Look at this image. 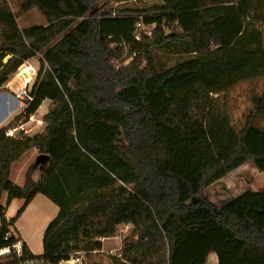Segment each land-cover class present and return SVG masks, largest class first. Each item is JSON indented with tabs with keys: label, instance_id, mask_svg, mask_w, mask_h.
<instances>
[{
	"label": "trees",
	"instance_id": "trees-1",
	"mask_svg": "<svg viewBox=\"0 0 264 264\" xmlns=\"http://www.w3.org/2000/svg\"><path fill=\"white\" fill-rule=\"evenodd\" d=\"M101 1L0 0L5 29L30 2L89 12L79 22L57 21L59 45H0V89L25 61L38 56L39 64L32 101L0 128V200L24 201L8 220L0 205V249L18 242L9 228L42 195L57 210L41 238L40 256L53 264L79 253L71 244L80 239L82 264H206L212 253L217 264H264V187L218 210L188 204L245 163L264 174V93L251 91L237 130L224 101L239 82L264 79V0L108 9ZM139 19L153 28L136 41ZM44 101L40 132L6 136ZM32 150L48 159L29 165L16 186L11 167ZM121 225L131 231L116 254L106 263L91 255ZM21 243L24 257H34Z\"/></svg>",
	"mask_w": 264,
	"mask_h": 264
},
{
	"label": "rangeland",
	"instance_id": "rangeland-1",
	"mask_svg": "<svg viewBox=\"0 0 264 264\" xmlns=\"http://www.w3.org/2000/svg\"><path fill=\"white\" fill-rule=\"evenodd\" d=\"M157 3L158 0H102L99 6L104 9L115 8L118 6L140 8ZM10 7L12 11H16V7L14 5H10ZM88 17L89 12L74 11L65 13L47 2H30L28 4L26 14L18 17L10 29H5L0 26V45L12 44L21 48L28 46L29 44L42 41H48L53 45H59L62 33L55 28L57 21L72 18L75 22H79ZM129 61V58L126 59L123 65H126ZM23 64L25 66L34 67L35 73H37L39 66L38 56ZM12 79L13 76L10 78V81ZM32 79L30 87H32L35 78ZM6 86L7 85L5 84L0 89V128L11 121L16 115L21 113L22 109H24L23 107L25 106L23 101H17L13 94L9 91V87H13V84L12 86L11 84L10 86ZM253 90H255L258 94L264 93L263 78L239 82L231 88L227 94H225L224 101L231 117L232 126L236 130L241 126L245 115L251 107L249 96ZM15 103H18L19 109H17V111L14 109ZM48 103L49 102L47 101L42 104V106L37 109V113L32 115L31 120L28 119L29 121L26 120L24 123L23 120H20L21 122L17 123V127L19 123L24 125L23 129L26 136L34 135L43 129V124L40 119L43 112L47 111L49 107ZM258 122L263 124L264 119L258 120ZM37 155V151L29 152L12 166V174L10 178L14 185H22L24 173L27 167L34 163ZM263 187L264 174L257 172L252 164L248 162L228 174L226 177L222 178L220 181L212 184L196 196L192 197L188 201V204L203 201L209 204L213 210H218L246 189L256 191ZM5 202L6 197L4 202H2V205L7 207ZM23 203V200H13L8 208H5V219L7 218L6 220H8L12 218ZM54 207L55 206L52 205L44 196L36 195L25 209L21 217L20 224L17 225V223H15L16 226L9 228L10 232L18 239V242L25 243L31 254L35 256L41 255V237L43 234V228H45L47 222L51 220ZM130 231V226L126 227V225H121L117 228L116 235L112 239L101 241V253L91 255L96 256V259H100L103 263H106V258L108 257L107 255H115L116 252L111 251L120 247L121 243L115 237L118 236L122 239L124 236L128 235ZM71 245L72 247H75L76 245L79 248L77 250H72L71 253H84L85 248L87 247L86 242L81 239L79 240V243H72ZM5 256L1 257L5 258ZM2 262L3 259L0 258V264ZM206 264H212L211 260L208 259Z\"/></svg>",
	"mask_w": 264,
	"mask_h": 264
},
{
	"label": "built area",
	"instance_id": "built-area-1",
	"mask_svg": "<svg viewBox=\"0 0 264 264\" xmlns=\"http://www.w3.org/2000/svg\"><path fill=\"white\" fill-rule=\"evenodd\" d=\"M153 25L152 24H146L144 23L141 19H139L135 25H134V39L136 41H139L143 37H150L151 36V31H152ZM35 70L31 66H25L24 64L21 65L16 73L13 75V79L8 81L6 83L7 86H12L9 87V91L11 94H13L14 98L17 101H23L25 103V106L23 107L24 109L26 106L32 101L33 97L30 94V82L33 80L32 78H35ZM6 86V87H7ZM29 86V87H28ZM21 112H23V110ZM30 116L28 119L31 120ZM28 120V121H29ZM23 124L19 123L18 127L15 126L14 128L8 129L6 131V136L8 137H13L15 136V133L18 131H22L24 134L25 131L23 129ZM129 225H126V227ZM9 238V234H7L4 239L6 240ZM118 241H121V238L118 236L115 237ZM105 240V239H104ZM101 240V241H104ZM119 250L115 249L111 252H117ZM6 255V256H5ZM83 254L81 252L76 253L74 256H71L67 260H61L55 264H82V256ZM1 256L9 257L10 261L15 260V264H53L46 259L42 258L41 256H34V257H24L23 251H22V243L15 242L12 244L10 247H5L3 249H0V258H3Z\"/></svg>",
	"mask_w": 264,
	"mask_h": 264
},
{
	"label": "crops",
	"instance_id": "crops-1",
	"mask_svg": "<svg viewBox=\"0 0 264 264\" xmlns=\"http://www.w3.org/2000/svg\"><path fill=\"white\" fill-rule=\"evenodd\" d=\"M34 58H32V60H33ZM28 61H30V59L28 60ZM28 61H25L24 63H27ZM33 69H34V67H33ZM5 93V92H4ZM45 102H47V101H44L42 104H44ZM49 102V101H48ZM42 104H41V106H42ZM49 104V103H48ZM40 106V107H41ZM49 106V105H48ZM39 107V108H40ZM14 109H16V111H17V109H19V107H18V103H15V107H14ZM35 113H37V112H35ZM43 113H45V112H43ZM33 115H35V114H33ZM34 151H36V150H32L31 152H34ZM13 166V165H12ZM11 174H12V167H11ZM11 174H10V177H11ZM39 178H40V174H39V172H38V170L37 171H35L34 172V174L32 175V179H33V181L34 182H37L38 180H39ZM11 179V178H10ZM5 197H6V195L5 194H3V196H2V198H1V200H0V205L2 206V207H4V208H8V206L7 207H5V206H3L2 205V202H4V200H5ZM13 201V200H12ZM11 201V202H12ZM32 201V200H31ZM10 202V203H11ZM30 204V203H29ZM28 204V205H29ZM10 205V204H9ZM28 207V206H27ZM26 207V208H27ZM25 208V209H26ZM25 211V210H24ZM56 207H54V211H53V213H52V218L56 215ZM4 212H5V210H4ZM24 213V212H23ZM23 213H22V215H23ZM5 214V213H4ZM22 215H21V217H22ZM21 217L18 219V221L16 222L17 223V225H19L20 224V222H21ZM51 218V219H52ZM7 219V218H6ZM19 222V223H18ZM48 223V222H47ZM47 225V224H46ZM14 226H16V224H14ZM46 227V226H45ZM44 229L45 228H43V231H44ZM42 238V237H41ZM110 239H112V238H109V239H105V240H110ZM42 253V252H41ZM208 259H210L211 260V262H212V264H217V261H216V256L212 253V254H209L208 255V257H207V260ZM207 262V261H206Z\"/></svg>",
	"mask_w": 264,
	"mask_h": 264
},
{
	"label": "water",
	"instance_id": "water-1",
	"mask_svg": "<svg viewBox=\"0 0 264 264\" xmlns=\"http://www.w3.org/2000/svg\"><path fill=\"white\" fill-rule=\"evenodd\" d=\"M47 159H48V156H46L44 154H38L35 157L33 164H34V166H38L39 164L44 163Z\"/></svg>",
	"mask_w": 264,
	"mask_h": 264
}]
</instances>
